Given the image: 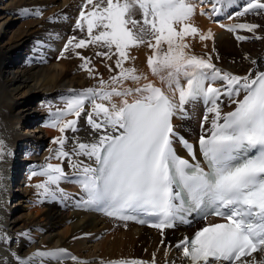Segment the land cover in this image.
I'll use <instances>...</instances> for the list:
<instances>
[{"label": "snow or ice", "instance_id": "obj_1", "mask_svg": "<svg viewBox=\"0 0 264 264\" xmlns=\"http://www.w3.org/2000/svg\"><path fill=\"white\" fill-rule=\"evenodd\" d=\"M81 8L75 28H86L87 38L69 37L61 56L70 49L101 45L107 51L97 55L108 60L117 55L119 72L109 78L111 86L101 78L98 87L69 98L46 126L60 132L53 138L59 145L56 157L68 158L69 166L77 170L86 203L107 206L109 215L121 219H136L128 212L144 213L155 217L152 226L161 230L175 227L177 220L183 222L185 213L210 209L207 214L223 216L226 222L209 224L193 238L181 240L176 247L183 249V256L191 264H264V70L234 75L217 68L210 56L190 54L187 37L198 35L200 41L213 37L211 29L201 33L190 22L196 11L190 0H85ZM253 10H264V3L248 0L235 15ZM35 14L41 15L39 10ZM227 27L229 31L254 32L259 25ZM143 44L153 49L147 64L168 91L138 75L134 67H124V61L134 59L130 49ZM162 45L167 46L166 51H161ZM81 59V67L93 75L91 59ZM128 80L137 86H124ZM141 80L148 82L140 84ZM218 80L223 82L221 87L214 86ZM225 95H242L233 101L234 110L226 113L220 108V98ZM197 102L206 106L201 127L211 125L210 132L198 140L207 170L199 162L190 163L179 156L176 148L182 146L196 159L194 145L180 135L174 117L185 118L186 106ZM70 115L75 119H66ZM82 115L95 136L90 142L74 138V147L66 151L69 138L64 133L78 131ZM4 154L0 140V159ZM72 156L87 157L94 164L73 161ZM32 175L47 178L35 185L42 196L63 193L59 184L68 178L59 163H48ZM64 254L62 248L37 250L26 259L18 255L16 259L19 264H46V258L59 259ZM107 264L146 262L120 259Z\"/></svg>", "mask_w": 264, "mask_h": 264}, {"label": "bare ground", "instance_id": "obj_2", "mask_svg": "<svg viewBox=\"0 0 264 264\" xmlns=\"http://www.w3.org/2000/svg\"><path fill=\"white\" fill-rule=\"evenodd\" d=\"M4 1H7L6 4L0 0V5L3 4L0 6L2 8L0 11V140L3 141L5 149V154L0 159V264H19L17 255L20 259H26L37 250L60 248L65 249L66 254L59 259L46 258V264H82V262L90 264L121 257L138 259L141 255L147 254V244L159 246L160 243L169 246V253L167 251L164 252L165 254L148 253L150 259L156 261L166 259L165 261L170 264H191L173 248L174 242L178 244L187 235L189 231L187 227L165 232L155 230V234H151L150 231L153 229L96 212L91 204L86 203V194L78 182L77 170L69 166L68 158L51 157L49 160L44 156L33 158L38 166V169L34 170L36 172H39L46 162L62 165L68 177L59 184L63 193L56 192L55 196L41 195L39 199L31 198L26 201L29 205L23 206L22 196L19 194L12 196L11 190L6 191L5 188L11 178L10 166L15 164L16 160L19 161V155L13 158V154L15 151H20L22 144H27L26 139L31 137L18 134L13 130L14 125L41 119L44 123L36 124L37 128L34 126L30 131L37 132L35 137L32 136V141L37 143V146L44 145L49 139L61 135L58 129L46 126L59 109L57 106L64 109L69 98L87 88L98 87L101 78L111 86L109 78L116 75L119 70L113 73L107 71L103 76L94 78V74L100 69L99 64L95 65L93 75H90L84 69H78V61L71 59L72 49L61 56L68 38L79 35L73 20L79 18L85 0ZM229 1L234 2V0H190L196 8L190 22L201 33L211 29L213 37L205 41H200L198 35L194 38L187 37L186 43L190 45V54L204 58L210 56L211 62L217 68L244 76L264 68V12L253 10L237 17L235 13L242 11L248 0H238V4L234 2L231 5L228 4ZM261 2L264 3V0ZM213 4L216 6V11H213ZM36 10H39L41 15H36ZM32 16H38V19L22 22L19 24L18 32L15 34L10 32L13 30V28L10 30L11 26L16 21L20 22ZM136 17L140 18L139 10L136 12ZM251 21L259 25L254 36L247 33L246 29L229 31L227 27L239 23H251ZM84 31L86 33V28ZM8 32H10L9 36L6 35ZM238 35L247 38L238 40L236 38ZM35 37L38 40L36 47L27 48L29 40ZM97 46L99 47V45H91V48ZM166 47L162 45L161 51H166ZM129 55L134 59L124 61V67H134L138 75L147 76L148 81L168 91L159 77L152 74L147 64L148 57L153 55V49L143 44L131 48ZM216 55H219L218 58ZM148 81L141 80L139 83ZM222 84L223 82L218 80L214 86L221 87ZM124 86L136 87L137 83L128 80L124 82ZM241 96L231 98L222 96L221 111L225 113L234 105L233 101ZM85 107L90 110L91 105L86 103ZM186 108L188 115L183 119L174 117V124L179 126L180 133L184 137L196 140L211 128L210 123L201 127L206 106L197 102L187 105ZM66 119H75V117L70 115ZM77 128L76 132L66 130V136L69 138L65 144L66 151L70 152L74 147V138L78 137L80 142H90L95 136L84 115L79 119ZM29 159L27 157L22 160ZM71 159L94 164L84 156H72ZM32 172L33 170L25 177L26 184H31L41 177V175L33 176ZM12 177L17 181L16 170ZM65 194L69 196L66 197ZM9 200H12L11 206L10 203L8 204ZM9 209L14 210L12 215ZM22 210L27 212L19 214ZM101 230L109 234L96 244H92L90 248L85 246L81 238H92ZM71 256L77 259L72 260Z\"/></svg>", "mask_w": 264, "mask_h": 264}, {"label": "rangeland", "instance_id": "obj_3", "mask_svg": "<svg viewBox=\"0 0 264 264\" xmlns=\"http://www.w3.org/2000/svg\"><path fill=\"white\" fill-rule=\"evenodd\" d=\"M3 1V4H6L7 1ZM263 1V0H262ZM81 2V1H80ZM234 2L236 4L239 3L238 0H234ZM233 1L231 2V4L234 3ZM3 4H1L0 6H2ZM230 4V5H231ZM0 11H2V8H0ZM257 12H264V10H256ZM5 15V13H3ZM35 19H38V16H32L30 18H24L22 21L18 22L16 21L10 28V30L13 28V30H9L10 32H12V34H15L16 32H18L19 30V27L22 22H26L28 20H35ZM251 24H254L252 21H251ZM52 30H54V28H51ZM78 31V29H77ZM10 32H8L6 35L9 36ZM247 33L251 34V36H254L256 34V30L254 32H249L246 30ZM248 34V35H249ZM249 35V37H251ZM1 37V35H0ZM16 38V37H15ZM14 38V39H15ZM77 40L79 39H86L87 38V31L85 33V31H80L79 30V35L76 37ZM252 38V37H251ZM253 39L250 40V42H252ZM35 42V43H34ZM33 43V44H32ZM38 43V40L33 38L29 40L28 42V45H27V48H33L34 46L36 47ZM93 48H91V45H89L88 47L86 48H81V49H75L73 50L71 53L73 55H71V59H75L78 61L77 65H78V69H84L81 67V65L84 63V60L81 59V57H88L91 59V64L89 65V67H92L93 68V71H94V68H95V65L99 64L100 65V69L99 71H97L95 74H94V78L96 77H101L104 75V73H106L107 71L109 72H116L117 70H119L118 68H116V59L118 58L117 55H113V58L111 60H108V59H105L103 56H99L97 55L98 52H103V51H107V49H105L104 47H102L101 45H99V47L97 46L96 48H94L93 50H91ZM79 53L80 55L78 56L76 53ZM111 54V53H110ZM219 56V55H216V57ZM24 57V56H23ZM218 58V57H217ZM231 58V57H230ZM236 59V58H235ZM234 59V60H235ZM85 70V69H84ZM86 71V70H85ZM87 72V71H86ZM109 74V73H107ZM89 75V74H88ZM59 109H61V106H57ZM53 118H54V115H53ZM52 120V118L50 119ZM49 120V121H50ZM29 123V122H28ZM27 122L24 123V122H21V124L17 125L15 124L13 130L17 131L18 134L20 135H30L31 137L27 138L25 143L27 144H22V147H21V150L20 151H15V153L13 154V158L16 157V155L18 154L19 155V161L20 163L18 164V166H20L21 164L24 163V161L26 162V160H22V159H25L27 157H29L30 159L32 160H27V161H30V163L26 166L25 163L23 165H25L26 167V172L23 171V166L19 167L18 169L16 168V173H17V176H18V179L17 181L13 179V177L10 178V182L12 183L13 180L14 182L9 186V188L11 189L12 188V196L14 194H19V196H22V202L21 204L23 206H26V205H29L27 204V200L29 201L31 198H36V199H39V197H41L40 195V191L41 190H38L35 185L37 183H40L44 180H46V177L45 176H41L39 179H37L36 181H34L33 183L31 184H26L25 182V177L27 176V174L31 171V170H37L38 169V166L37 164H35L34 162L36 160H33V158H40V156H44L46 160H49L51 157H56V151L57 149L59 148V145L55 144L53 142V139H49V141H46V143L44 145H40L38 144V146L36 145L37 143L33 142L32 141V136L35 137V135H37L35 131H30L32 130L31 128L34 127L36 124L40 125V124H43L44 122L40 119L37 121L34 120L32 123L30 122L28 124ZM36 127V126H35ZM37 128V127H36ZM55 129V128H54ZM28 132V133H26ZM64 135H67L66 132L64 133ZM28 141V142H27ZM24 142V141H22ZM21 142V143H22ZM25 145H27V147H25ZM28 146L32 149L30 150V148H28ZM27 152V153H26ZM34 152V153H33ZM28 154V155H27ZM34 154V155H33ZM37 154V155H36ZM49 162H46V164H48ZM17 166V167H18ZM36 166V167H34ZM15 171V170H14ZM12 172V171H11ZM9 172V174L11 173ZM6 189V188H5ZM7 190V189H6ZM40 195V196H39ZM34 196V197H33ZM43 197V196H42ZM12 199V198H11ZM13 200V199H12ZM12 200L8 201V204L9 206H11V203H12ZM8 206V205H7ZM8 206V207H9ZM13 209H15L13 207ZM13 209H9L10 210V213L12 215V213L14 212ZM27 211L26 210H22V211H19V214H23V213H26ZM21 223V221H20ZM151 234H155L154 231H150ZM106 234L108 235L109 233H106V231H100L99 233H97L95 236H93L92 238H86L84 237L81 238L82 240H84V243H85V246H88L89 248L92 246V244H96L99 240L103 239ZM99 235V236H98ZM146 245V244H145ZM148 247V252H146L147 254L146 255H141L140 257L142 259H146V260H149V254L154 255L157 254V253H160V254H165L164 252L167 251L168 252V248L167 246L164 244V243H160L159 246L156 244V247L155 245H149L147 244L146 245ZM145 247V246H144ZM86 250V249H85ZM149 253V254H148ZM123 259H126V258H123ZM166 260V259H165Z\"/></svg>", "mask_w": 264, "mask_h": 264}]
</instances>
